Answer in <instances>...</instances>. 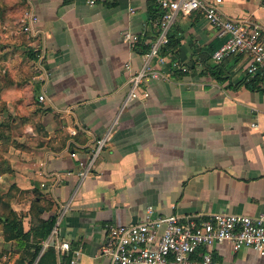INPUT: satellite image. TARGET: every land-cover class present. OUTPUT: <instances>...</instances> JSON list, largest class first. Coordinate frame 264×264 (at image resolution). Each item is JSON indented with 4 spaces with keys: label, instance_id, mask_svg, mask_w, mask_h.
<instances>
[{
    "label": "crops",
    "instance_id": "crops-1",
    "mask_svg": "<svg viewBox=\"0 0 264 264\" xmlns=\"http://www.w3.org/2000/svg\"><path fill=\"white\" fill-rule=\"evenodd\" d=\"M151 4L113 0L88 7L82 0H28L39 34L21 49L36 53L34 69L41 58L47 77L40 80L36 73L31 80L35 95L24 100L25 125L15 134L28 148L9 152L0 195L9 196L24 232L36 223L35 203L40 219L55 220L68 203L50 244L67 242L64 256L71 259L79 251L74 264H110L103 255L106 226L139 223L148 206L179 217L264 212V79L245 82L246 60L239 56L212 62L223 40L199 13L179 15L169 31L166 51L188 72L161 68L168 80H148L119 112L128 92L124 67L136 72L142 64L121 35L156 40ZM220 9L264 29V0H222ZM112 124L92 174L79 183L78 160L88 157ZM1 235L0 244L13 249ZM49 249L54 252L41 248L33 264ZM208 251L218 264H264V255L250 248L234 252L227 242Z\"/></svg>",
    "mask_w": 264,
    "mask_h": 264
},
{
    "label": "built area",
    "instance_id": "built-area-1",
    "mask_svg": "<svg viewBox=\"0 0 264 264\" xmlns=\"http://www.w3.org/2000/svg\"><path fill=\"white\" fill-rule=\"evenodd\" d=\"M82 1L88 7H94L113 0ZM154 2L162 14L151 24L157 32L156 40L150 42L144 34L125 32L121 35L122 42L139 53L142 64L136 72H133L128 64L124 67L128 73V92L119 112L139 97V88L148 80H168L169 72L164 73L161 68L167 66L171 71L188 72L178 60H171L169 52L166 51L170 44V28L179 15L197 12L210 27L217 30L218 37L223 41L211 54L213 63L220 64L227 58L239 56L246 60L245 82L264 79V29L246 19L225 16L220 9L222 0ZM37 23L38 18L31 10H27L22 16L21 32L28 39L37 37ZM40 62L41 58L36 63L35 70L41 80L43 75H47ZM37 100L43 103L45 95L40 94ZM113 126L114 124L94 141L93 148L85 160H78L76 176L79 183L92 174L97 160L110 141ZM70 134L74 136L76 131L71 130ZM71 156L75 157L74 154ZM69 210L68 203L59 209L50 235L42 245L43 250L53 247L58 263L70 251L69 244L56 240L51 246L50 240L57 236L59 223ZM106 233L103 255L108 257L110 264H218L208 249L224 242L231 244L234 252L250 248L259 255H264V212L258 217L238 214H213L206 218L179 217L174 214L160 215L153 207L148 206L139 223L107 225ZM78 255L79 251L73 252L69 263L74 264Z\"/></svg>",
    "mask_w": 264,
    "mask_h": 264
},
{
    "label": "rangeland",
    "instance_id": "rangeland-1",
    "mask_svg": "<svg viewBox=\"0 0 264 264\" xmlns=\"http://www.w3.org/2000/svg\"><path fill=\"white\" fill-rule=\"evenodd\" d=\"M27 10H29L28 0H0V168L2 169L6 167L5 161L8 163L7 157L12 151V148L7 149L8 143L16 140L15 134L21 131L23 124L25 125L26 115L22 112L24 100L35 95L30 83L33 78L36 79V70L26 57L27 51L21 49L22 47L26 49L29 40L21 32L22 16ZM4 248V245L0 244V252ZM5 262L6 260H0V264Z\"/></svg>",
    "mask_w": 264,
    "mask_h": 264
},
{
    "label": "trees",
    "instance_id": "trees-1",
    "mask_svg": "<svg viewBox=\"0 0 264 264\" xmlns=\"http://www.w3.org/2000/svg\"><path fill=\"white\" fill-rule=\"evenodd\" d=\"M150 12L152 14L151 18L153 22L158 20L162 15L160 10L157 8L154 0H152ZM168 47L170 48V44ZM168 47L167 49L169 50ZM27 53L30 61L35 60L36 53L34 51L29 49L27 50ZM213 76L217 79V81H227V78H219L220 73H213ZM255 80H253L252 82L256 84ZM8 148L23 150L28 148V144H20L17 141L12 140L10 143H8L7 149ZM5 164L6 167L4 169L0 168V173L9 170V164L6 161ZM39 211L40 207L36 203L32 205L31 213L32 215H36V223L30 229V231L24 232L22 228V220L12 209L9 196L6 194L0 195V231L4 235V243L8 242L13 245V249L8 250L9 248H4L0 252V260L3 256L7 257V261L4 264H33L37 259L42 248V243L49 236L55 223L54 217H50L48 219H40L38 217ZM70 259L71 255L64 256L62 258V260L64 261L63 264L65 262L69 263ZM36 264H57V259L54 255L53 250L49 249L45 259L43 261L39 259Z\"/></svg>",
    "mask_w": 264,
    "mask_h": 264
}]
</instances>
